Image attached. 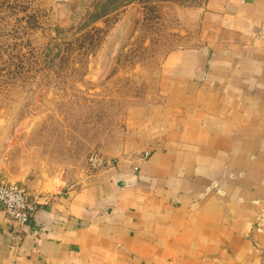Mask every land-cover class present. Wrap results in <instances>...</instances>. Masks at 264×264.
<instances>
[{
	"label": "crops",
	"instance_id": "1",
	"mask_svg": "<svg viewBox=\"0 0 264 264\" xmlns=\"http://www.w3.org/2000/svg\"><path fill=\"white\" fill-rule=\"evenodd\" d=\"M204 14L208 61L168 55L117 165L44 192L22 228L0 205V264H264V0Z\"/></svg>",
	"mask_w": 264,
	"mask_h": 264
},
{
	"label": "rangeland",
	"instance_id": "2",
	"mask_svg": "<svg viewBox=\"0 0 264 264\" xmlns=\"http://www.w3.org/2000/svg\"><path fill=\"white\" fill-rule=\"evenodd\" d=\"M206 3L0 0V183L37 198L90 180L89 153L116 156L162 105L168 55L208 61Z\"/></svg>",
	"mask_w": 264,
	"mask_h": 264
},
{
	"label": "built area",
	"instance_id": "3",
	"mask_svg": "<svg viewBox=\"0 0 264 264\" xmlns=\"http://www.w3.org/2000/svg\"><path fill=\"white\" fill-rule=\"evenodd\" d=\"M148 155L149 151L146 150L144 156L147 157ZM118 162L117 157L107 158L99 150H92L87 158V165L91 174L115 166ZM0 205L3 206L5 214L22 228L30 223L38 208V201L21 184L3 181L0 183Z\"/></svg>",
	"mask_w": 264,
	"mask_h": 264
}]
</instances>
